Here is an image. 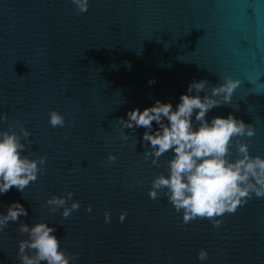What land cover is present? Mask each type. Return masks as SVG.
Segmentation results:
<instances>
[{"label": "water", "instance_id": "obj_1", "mask_svg": "<svg viewBox=\"0 0 264 264\" xmlns=\"http://www.w3.org/2000/svg\"><path fill=\"white\" fill-rule=\"evenodd\" d=\"M225 77L241 83L208 118L232 112L252 124L255 135L238 139L264 157V0H89L79 14L71 0H0V130L19 121L31 133L25 154L47 158L23 193L0 195V212L13 201L28 210L0 233V264L16 260L18 224L40 221L79 253L77 264H201V248L204 264H264V199L224 214L219 227L184 224L166 198L148 197L170 154L156 167L135 138H120L127 111L155 100L175 106L193 80L211 94ZM51 110L64 115L63 128L49 124ZM68 192V206L81 205L69 217L41 207Z\"/></svg>", "mask_w": 264, "mask_h": 264}, {"label": "clouds", "instance_id": "obj_2", "mask_svg": "<svg viewBox=\"0 0 264 264\" xmlns=\"http://www.w3.org/2000/svg\"><path fill=\"white\" fill-rule=\"evenodd\" d=\"M76 12L85 13L89 0H71ZM154 84L155 80L148 81ZM240 80L225 77L223 83L213 87L211 94L201 95L207 81H191L178 102H155L148 107L133 108L117 121L122 129L120 138L128 141L135 138L144 151L143 159L153 166L160 167V158L170 154L166 161V174L155 175L150 181L148 197L156 200L163 196L177 213L182 222L188 224L197 219H208L214 227L222 224L226 213H235L253 196L264 199V157L251 155L249 146L238 138L252 137L255 129L232 112L217 115L210 119L208 113L222 102L230 104L233 93ZM222 97L217 99L216 97ZM49 124L53 127L65 126V117L56 110L48 114ZM7 119L0 114V121ZM18 127V131L16 128ZM144 131L138 140L135 133ZM125 130H128L127 132ZM31 133L17 121L0 130V195L8 193L13 187L24 192L30 183L35 182L43 172L41 166L47 162L46 156L31 158L27 152ZM67 139V135H65ZM235 142L237 158H231V147ZM123 147V145H121ZM115 154H109V162L116 161ZM139 183V181H137ZM72 192L65 196L52 195L41 205L51 212L62 209L61 215L67 218L79 210V201L72 200ZM89 205L85 211L91 212ZM128 213L120 214L123 222ZM28 216V210L19 201L11 202L0 212V233L11 223ZM105 222H110L111 214L104 213ZM18 231L25 238L17 241L14 264H77L78 252H69L61 247L56 235V227L47 221L33 224L19 223ZM209 252L201 248L197 259L204 264Z\"/></svg>", "mask_w": 264, "mask_h": 264}]
</instances>
